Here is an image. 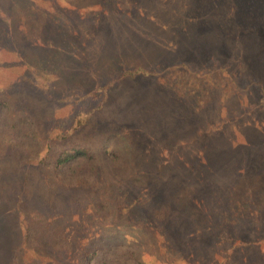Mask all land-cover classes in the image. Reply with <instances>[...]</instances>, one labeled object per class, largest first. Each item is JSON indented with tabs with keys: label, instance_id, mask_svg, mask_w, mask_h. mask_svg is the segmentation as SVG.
Listing matches in <instances>:
<instances>
[{
	"label": "rangeland",
	"instance_id": "obj_1",
	"mask_svg": "<svg viewBox=\"0 0 264 264\" xmlns=\"http://www.w3.org/2000/svg\"><path fill=\"white\" fill-rule=\"evenodd\" d=\"M39 1L47 17L38 24L34 14L17 13L10 21L1 6L17 10L22 0H0V62L8 64L5 79L18 78L24 70L23 55L32 67L44 71L37 53H53L54 48L46 46L52 40L66 43L59 55L64 65L48 72L52 80L48 92L41 86L33 90L25 83L14 85L8 90L13 98L10 108L0 103L1 116H6L7 125L25 117V123L12 131L30 132L29 144L33 151L38 149L33 157L48 155L49 148L52 155L83 144L92 158L69 160L67 164L74 167L70 181L56 179L50 187L49 171L42 173L33 165L15 167L10 148L0 157V199L3 207L14 209L10 225L17 228L10 236V217L0 208V264H14L15 252V264L54 260L56 251L48 234L26 228L41 214L50 227L75 233L83 244L89 235L102 231L109 242L114 241L113 233L123 229L121 246H108L104 261L95 258L94 264H232L243 251L249 257L255 249L264 252V201L258 224L247 222L234 232L226 220L218 219L228 180L238 178V188L245 194L250 190L251 208L264 192V102L258 86L264 85V0ZM15 62L16 68H11ZM136 66L146 72L122 75ZM178 76L182 84L171 87ZM0 83H5L3 75ZM186 137H196L197 143L208 138L213 154L203 177L198 176L205 186H194L198 195L202 192L193 199L199 202L196 210L204 221L197 229L178 208L164 219L154 213L165 201L163 189L168 186L162 185V172L151 168L157 159L168 164L172 154L183 158L181 143ZM125 138L135 152H126ZM99 151L112 153L115 161L100 160ZM132 174L145 181H127L121 198L114 201L115 209L104 207L95 217L101 191L92 190L93 185ZM18 193L23 197L17 208ZM115 213L125 222L115 221L114 226L110 219ZM94 218L112 224L106 229L94 226ZM126 222L141 223L146 237L150 232L153 239L136 245L137 233L129 223L123 225ZM128 242L139 261L123 247ZM72 245L76 246L75 239L62 264H77Z\"/></svg>",
	"mask_w": 264,
	"mask_h": 264
},
{
	"label": "trees",
	"instance_id": "obj_2",
	"mask_svg": "<svg viewBox=\"0 0 264 264\" xmlns=\"http://www.w3.org/2000/svg\"><path fill=\"white\" fill-rule=\"evenodd\" d=\"M41 1L39 0H22V5L17 9H10L8 4L5 5V3L1 6L6 11V14L10 21L13 20V18L17 15V13H21L25 16H31L29 14L37 15L38 18V24L44 20V18L47 17L46 11L42 9ZM32 19V18H31ZM33 20V19H32ZM58 42V41H57ZM54 40L51 41V43H47L46 46L54 48L53 53H48L47 50H39L37 53V60L39 61L42 69L44 71L38 70L36 67H32L30 63V59L27 56L22 57V63L24 64V70L22 69L20 75L17 77H13L12 79H8L6 81L5 74L6 69H8V64L4 62H0V76L3 75L5 83L0 85V103H4L5 109L10 108V104L12 102V96L8 90H10L14 85H18L21 83H25L26 86H28L30 89L36 90L39 86L44 87L43 92L49 91V85H51V77L48 74V72L60 71L62 69V65L64 63L62 62L60 58V53L63 50V46L66 43H57ZM46 43V42H45ZM53 43V44H52ZM21 44V43H19ZM51 44V45H50ZM22 45V44H21ZM17 46L20 48V45L17 44ZM46 49V47H45ZM22 50H25L22 48ZM24 53V52H23ZM60 55V56H59ZM57 56L59 58H57ZM11 68H16V62L13 64V67L11 65ZM124 70V69H123ZM6 71V72H5ZM140 72H146V70L143 67L136 66L133 69H125L122 71V75H137ZM4 73V74H3ZM192 77V76H191ZM190 77V78H191ZM188 77L189 81H191ZM44 80V81H43ZM182 77L174 78L171 87H176L177 85L182 84ZM186 80L183 79V84ZM194 84V83H193ZM260 93H261V102H264V85L259 82L258 84ZM1 106H0V157L5 155V152L7 149L10 148V151L12 150L13 154L10 153L11 156H13V165L15 167H32L31 165L35 166L36 169L43 171L42 173H46V171H49L52 173V178L48 180L50 187L54 185V181L59 180L60 182H69L72 178L70 176L71 173L69 171L74 168L72 166H69L67 162L69 160L74 161L80 157H85L83 160H90L91 154L89 153V148L86 147L83 144L79 145H73L71 147V150H55V148H52L51 151L55 150L53 154L51 155V152L49 148L47 150L48 155H39L38 157H33V155L37 154L38 149L36 148L33 151V145L29 144L31 140H28L30 137V132H22L21 135H18V131H12V129L16 126L22 125V123H25L26 119L25 117H21L20 120L15 121L14 123H10V125H7V122L5 120V115L1 116ZM33 121H31L32 123ZM27 136V138L25 137ZM200 136V135H199ZM191 137V136H190ZM186 137L184 138V141L181 143L182 150L181 152L184 154L182 155L183 158L175 157L173 154L169 156V163L168 164H162L159 159L156 160V163L154 167L151 168V172L154 173H161L162 176L165 177V180H163L162 185H167L168 187L164 188L163 192L165 193V197L163 198L165 201L159 203L154 208V213L156 214V217H160L161 219L166 218L167 215H169V212H171L173 209L179 210V212L186 216V219L189 221L191 228H198L201 225L204 224L203 219L198 214L196 207L199 206L198 201H194V195L195 197L202 196V192L200 191L199 195L197 191L195 190L194 186L200 184V179L198 176L203 177L202 171H204L203 168L205 164H207L209 161H211L213 154L209 150V140L208 138L205 139L203 142L196 141V137L190 138ZM176 140H178L176 138ZM105 143V142H104ZM125 148L126 152L129 154L133 151V145L132 143L125 138ZM26 152H30L26 153ZM135 152V151H133ZM106 152L99 151L100 154V160H104L105 162L112 163L115 161L114 155L112 153L111 156H109L107 153V157H105ZM26 154H28L26 156ZM116 158V157H115ZM230 159V158H229ZM97 160V159H96ZM99 160V161H100ZM79 161V160H78ZM129 162L132 163V157H129ZM81 167V166H80ZM165 168V169H163ZM185 168V170L183 169ZM94 174H95V167H93ZM126 172H130L127 170ZM131 173V172H130ZM158 173V174H159ZM168 174V176H165L163 174ZM69 179V180H68ZM114 181H103V182H96L95 187L93 185V189L99 188L101 191V194L98 196L99 201L97 199L96 201V207L94 211V216L100 215L102 212V208L107 207L108 209H112V211L116 207L115 200H118V198H121L120 190L122 189V186L129 180H135L144 182V177L142 175L135 176H125L121 179H113ZM59 182V183H60ZM73 183V182H72ZM68 184V183H67ZM205 182H202L200 185L205 186ZM226 186L222 189V195H225V204L221 207H219V214L218 219L222 218L228 222V225L231 230L236 232L237 230L243 228L247 222H254L259 223L260 220V208L263 206V197L264 192L260 191V197H256L255 200H257V205L254 208H251V193L250 190H244L247 192L246 194L241 191L238 188V178L233 180V183H231L230 180H228L225 183ZM188 186V187H186ZM92 188V186L90 187ZM166 189V191H165ZM27 190L25 191V193ZM168 192V193H167ZM263 196V197H261ZM10 200L12 198L11 195H9ZM8 197V198H9ZM23 197V193H18L16 198L14 199L15 207L18 208V202ZM172 201L173 203L169 202ZM3 200L0 199V208L4 209L9 219V225L11 223V220L13 218L14 209L10 207H3L2 205ZM170 203V204H169ZM201 207H205L203 203L200 202ZM112 217V216H110ZM114 220V221H113ZM113 220L110 219V221L113 222V225H117L115 221L118 222H125L122 219H119L116 213L114 214ZM107 219L105 218H94L91 221V224L96 226V224L102 225L104 229L108 228L111 224L105 225L107 223ZM46 223L45 226L42 224ZM129 223V222H128ZM127 222L123 225L128 226ZM7 224V223H6ZM7 226L10 229V236L14 234V231H17V228ZM12 228V229H11ZM27 231L28 229H38L40 230L43 235L51 241H53L54 249L56 251V254L54 255V260L52 259V262L49 264H62L65 251L67 248L70 249L73 239H75L76 246L72 245L76 248L73 254V256L76 258L77 264H94V259H100L103 260V257L106 256V250L107 247H118L121 246V242L124 241L122 239V234L120 232H123V229H120L119 232L113 233V237L115 238L114 241L109 242L108 241V234L104 231L98 236L96 234H91L88 237V240L86 243H82L79 237L76 236L73 232H67L62 231L57 228L50 227L49 220L44 216V214L40 215L38 219L31 220L27 225ZM130 228L133 229L137 235L134 239V242L136 245L140 244L143 245V242L149 239H153V235L147 233L149 235L146 237L145 233L143 232V227L141 226V223L132 225L130 224ZM142 229V230H141ZM130 242H128L127 245H124L123 247H126L125 249H128V253L134 254V256L139 261V254L135 250V248H129ZM254 256L249 257L246 251L241 252V256H236L232 264H264L261 262V254H264V252L260 249H255ZM14 258L12 259V263L15 264L16 259L18 257L17 253L15 252L13 254ZM259 259V260H258ZM66 262V260H65ZM75 262V263H76ZM70 261H68L66 264H69ZM73 264V263H70Z\"/></svg>",
	"mask_w": 264,
	"mask_h": 264
}]
</instances>
